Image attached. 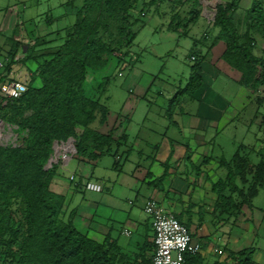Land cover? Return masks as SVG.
<instances>
[{
	"label": "trees",
	"instance_id": "1",
	"mask_svg": "<svg viewBox=\"0 0 264 264\" xmlns=\"http://www.w3.org/2000/svg\"><path fill=\"white\" fill-rule=\"evenodd\" d=\"M82 1L80 7L74 0L65 3L77 19L61 35L63 42L58 46L48 44L47 34L22 42L19 24L8 37L11 44L5 53L7 60L0 66V80H13L11 72L18 63L33 62L35 68L22 96L0 98V118L14 125L20 136L17 147L0 144V264H153L152 256L124 261L117 243L110 239L98 242L79 232L73 218L65 215L66 196L53 188L60 163L45 168L55 146L64 148L78 162L94 166L120 142L112 130L102 132L94 126L107 124L110 110L102 96L87 93L86 83L88 75L105 67L116 51L124 53L118 62L124 60L136 37L137 0ZM239 3L228 0L217 4L211 21L217 31L215 41L206 53L192 52L193 72L180 93L201 88L200 70L219 41L225 44L221 60L239 73L240 82L264 85V59L254 52L256 35L264 40V8L260 0H253L239 17ZM176 25L179 28L181 21ZM19 53L24 57L17 60ZM221 162L228 172L215 184L217 206L221 213L232 214L252 205L264 187V156L252 163L236 151L231 161L224 158ZM254 252L252 246L231 251L225 264H257ZM184 264L206 263L201 254L186 253Z\"/></svg>",
	"mask_w": 264,
	"mask_h": 264
},
{
	"label": "rangeland",
	"instance_id": "2",
	"mask_svg": "<svg viewBox=\"0 0 264 264\" xmlns=\"http://www.w3.org/2000/svg\"><path fill=\"white\" fill-rule=\"evenodd\" d=\"M68 1L0 0V61L5 60V53L11 44L8 37L17 24L20 40L24 43H28L31 36L47 34L48 44L60 45L63 42L61 35L64 36L67 28L77 19L76 14L65 5ZM260 1L264 8V0ZM215 2L137 0L134 10L135 16L139 17L134 25L136 37L124 60L121 64L118 62L124 53L116 51L105 67L88 75L87 93L102 96L110 110L108 123L103 126L95 123V127L107 132L113 123L119 121L122 132L129 126L130 120V129L156 127L161 133L166 130L165 127L172 125V118L190 123V118L183 117L184 114L199 116L205 113L208 117L203 118L204 123L207 120L206 129L209 128V134L217 138L212 147L214 151L210 150L209 154L223 155L231 161L234 153L240 151L252 163L260 161L264 156V85L240 82L237 72L228 69L220 58L225 48L221 41L211 49L208 61L202 65L210 64L211 67L209 74L205 71L201 73L203 86L200 90L195 93L179 92L186 87L193 72L192 52L206 53L207 47L215 41L216 27L204 16L207 6ZM82 3V0H74L77 7ZM242 12L240 8L239 13ZM174 17L176 23L181 21L179 28L176 23L171 24ZM206 33H209L208 38ZM256 37L254 52L264 59V40L260 34ZM22 57L23 53H19L16 59ZM16 66L19 67L15 68V77L28 81L35 68L33 62L26 65L18 63ZM106 76L110 77L109 80ZM214 119L217 122L212 124ZM217 123L219 126L214 128ZM78 129L81 131L82 127ZM0 137H6L2 141L6 145L0 142L3 146L20 145V136L14 125L2 118ZM125 149L122 144H113V151L120 155ZM110 158L112 155H107L103 161ZM67 168L71 169V165ZM65 180L69 183L68 179ZM254 205L264 208V188L260 189Z\"/></svg>",
	"mask_w": 264,
	"mask_h": 264
},
{
	"label": "crops",
	"instance_id": "3",
	"mask_svg": "<svg viewBox=\"0 0 264 264\" xmlns=\"http://www.w3.org/2000/svg\"><path fill=\"white\" fill-rule=\"evenodd\" d=\"M215 1L204 12L209 21L220 2ZM252 3L253 0H240L236 15L242 17ZM17 67L14 66L12 77ZM210 67L202 66L200 73L209 74ZM236 75L239 77L238 72ZM183 117L190 118V123L172 118V125L161 133L156 127L130 129V120L121 132L118 121L107 131L112 130L115 140L120 141L116 144L126 148L122 155L112 149L108 154L112 159L103 161L105 155L94 166L74 158L60 165L53 188L66 196V217L73 218L82 234L98 242L110 239L117 243L124 261H142L150 259L155 249L151 217L144 210L146 202L155 199L187 225L202 245L200 254L206 264H225L231 251L249 246L255 248L254 261L264 264V208L254 205L260 191L252 205L232 214L221 213L215 184L226 178L228 170L221 162L226 157L209 154L217 138L206 129L205 113ZM218 126L217 123L213 127ZM72 173L76 174L75 181L70 179ZM87 181L103 183V190H87Z\"/></svg>",
	"mask_w": 264,
	"mask_h": 264
},
{
	"label": "built area",
	"instance_id": "4",
	"mask_svg": "<svg viewBox=\"0 0 264 264\" xmlns=\"http://www.w3.org/2000/svg\"><path fill=\"white\" fill-rule=\"evenodd\" d=\"M214 17L215 11L213 12V19ZM192 58L194 59V57ZM5 60H7L6 57ZM4 62L0 61V66H3ZM27 90L26 79L19 78L18 80L14 76L13 80L5 82L0 80V98H19ZM5 139L6 137H0L1 144L6 145V143L2 142ZM70 159V154L64 148L55 146L54 152L48 159L45 168H49L52 163H60L63 166ZM70 179L75 181L77 179L76 174L72 173ZM85 187L87 190L101 192L103 183L87 181ZM144 210L151 217L154 229L155 249L152 255L153 264H184L186 253H201L202 245L193 238L187 225L176 216L170 214L157 200L149 199L145 204ZM125 232L130 233L129 229H126ZM217 251L219 250L217 249Z\"/></svg>",
	"mask_w": 264,
	"mask_h": 264
},
{
	"label": "clouds",
	"instance_id": "5",
	"mask_svg": "<svg viewBox=\"0 0 264 264\" xmlns=\"http://www.w3.org/2000/svg\"><path fill=\"white\" fill-rule=\"evenodd\" d=\"M214 9H215L214 11H215V15H216V8H214ZM214 19H215V17H214ZM214 19H213V20H214ZM192 60H193V58H192Z\"/></svg>",
	"mask_w": 264,
	"mask_h": 264
},
{
	"label": "water",
	"instance_id": "6",
	"mask_svg": "<svg viewBox=\"0 0 264 264\" xmlns=\"http://www.w3.org/2000/svg\"><path fill=\"white\" fill-rule=\"evenodd\" d=\"M215 8H216V6H215Z\"/></svg>",
	"mask_w": 264,
	"mask_h": 264
},
{
	"label": "bare ground",
	"instance_id": "7",
	"mask_svg": "<svg viewBox=\"0 0 264 264\" xmlns=\"http://www.w3.org/2000/svg\"><path fill=\"white\" fill-rule=\"evenodd\" d=\"M3 126V125H2Z\"/></svg>",
	"mask_w": 264,
	"mask_h": 264
}]
</instances>
